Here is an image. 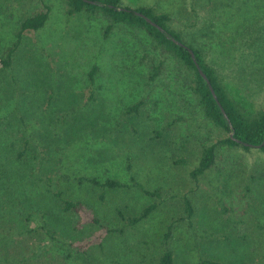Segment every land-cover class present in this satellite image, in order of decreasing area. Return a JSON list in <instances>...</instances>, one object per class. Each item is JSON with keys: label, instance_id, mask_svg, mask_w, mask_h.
Masks as SVG:
<instances>
[{"label": "rangeland", "instance_id": "rangeland-1", "mask_svg": "<svg viewBox=\"0 0 264 264\" xmlns=\"http://www.w3.org/2000/svg\"><path fill=\"white\" fill-rule=\"evenodd\" d=\"M45 1L52 9L46 26L24 33L10 68L0 62V264H151L147 259L162 251L171 222L177 264L208 256L226 264H264V150L220 147L216 166L195 181L190 174L203 147L229 133L205 118L188 88L194 75L155 48L143 30L120 24L104 39L109 21L103 13L68 16L63 0ZM208 2L122 4L170 13L172 26L187 40H196L205 63L234 98L248 112H260L264 91L253 83L260 82L259 75L249 76V53L256 39L264 44V0H228L231 7H223L228 15L219 12L220 20L217 15L215 26L204 30L212 21ZM40 6V0H0V56L15 40L18 20ZM153 65L163 68L156 80L150 79ZM139 101L140 112L127 115V107ZM181 159L187 163H174ZM128 164L139 183L162 188L160 198L137 188L102 190L76 181L112 177L131 185ZM218 171L232 175L234 192L225 199L232 207L231 220L222 213ZM58 190L91 203L104 225L124 233L107 235L103 249L95 246L87 254L67 249L59 240H80L97 228L74 231L76 217L62 210L54 197ZM102 192L106 197L101 201ZM184 196L196 209L191 220L184 219ZM154 202L158 209L134 227H126L117 213L135 216Z\"/></svg>", "mask_w": 264, "mask_h": 264}, {"label": "trees", "instance_id": "trees-1", "mask_svg": "<svg viewBox=\"0 0 264 264\" xmlns=\"http://www.w3.org/2000/svg\"><path fill=\"white\" fill-rule=\"evenodd\" d=\"M122 1L123 0H63V3L65 12L68 16L84 12L88 16L92 17L100 12L103 13L109 21L108 26H106L103 30L104 39H108L114 28L120 24L145 31L154 43L155 48L174 57L184 68L194 75V79L191 80V84L188 86V88L197 97L198 105L203 111L205 118L213 122L214 125L226 130L229 135L226 138L220 139L217 143L205 145L203 147L200 160L197 167L192 170L190 174L191 177L195 181H199L200 178L204 177L208 171L216 166V154L218 148L220 147L234 149L240 146L245 150H249L253 146L260 145L264 140V110L260 112H248L247 109L234 98L231 91H229L227 86L220 79L216 71L205 63L200 49L196 46V40H187L182 32L178 31L172 26L174 19L170 13L158 11L154 7L132 8L130 6L123 5ZM226 1L228 0H209L207 4L211 7L212 21L209 24L210 27L205 29L203 28L204 30H211L215 26L216 21L214 17H216L219 12L220 14L224 13L225 15H228L227 12L229 11L226 10L227 8L223 7H231V2L225 3ZM40 3L41 6L37 10L18 20V28L15 32V40L6 48V51L3 53V55L0 56L2 68L8 69L12 66L14 54L21 45L25 32L39 31L46 26L52 9L45 0H40ZM140 14L150 18L151 21L157 26L149 23L146 18L142 17ZM220 14L218 15V20H220ZM203 29L200 30L202 36H208V32H203ZM250 31L251 28L248 27L246 32L250 33ZM245 35H242L241 38H243ZM178 42L182 43V45H180ZM252 46H254V51L249 53V59L253 66H251L249 76L255 78L257 75H259L260 82H252L254 85L260 84V88L264 91V44H261L260 40L256 39L252 43ZM189 49L195 53L197 62L207 75L208 79L211 81L220 103L222 104L231 123L233 124V137H231L232 130L229 127L227 119L223 115L221 108L214 99L209 85L200 75ZM244 61L246 62L248 59L244 58ZM257 68L258 71H256ZM162 69L163 68L161 65H153L151 68L150 79L156 80L161 74ZM97 71L98 67L95 65L89 72V80L91 85H94L95 83ZM142 105L143 101H139L138 103L127 107L126 114H138L142 108ZM174 122L175 121H173V123ZM156 133V138L163 136L162 132L158 131ZM245 144H248V146ZM26 148L19 152V160L25 156V151H27ZM262 150H264V146L262 147ZM174 163L176 165H185L187 161L181 159L180 161H175ZM127 172L131 181V185L112 177H108L105 180H100L95 176H84L78 177L76 181L78 185L89 183L92 186L102 188V190H116L132 187L137 188L140 192L150 198L161 197L162 188L157 187L150 189L145 187L143 183H139L137 178L132 173L131 164L127 165ZM217 174V179L220 182L219 192L222 213L227 220H231L230 212L232 207L226 204L225 199L232 197L234 192L231 183L232 175L224 174L222 171H218ZM252 178L256 179L254 177ZM63 194V190H58L55 192L54 197L61 203L62 210L65 213H72L75 215L76 218L74 224H72V229L74 231H81L89 225L96 226L97 228V230L94 231L95 233L93 232L94 234L80 239L81 241L69 239L70 241L68 242H61V240H59V243H62L63 246L67 247V249L69 248L72 252L77 254H87L89 249L95 246L99 249H103V242L107 235H122L124 233V230L122 229H112L109 226L104 225L97 213L95 206L91 203H88L82 199L66 198ZM98 197L102 201L106 196L105 193L102 192ZM183 204L184 212L186 213L184 219L191 220L196 209L187 196L183 197ZM158 205V202L151 203L142 209L138 215L130 217L124 216L120 210H117V213L121 219L126 222V227H134L149 218L151 214L158 209ZM31 219L32 215L30 214L26 220L31 221ZM46 231L47 233H52L50 238L51 240L56 241L55 233L49 229ZM214 233L210 231V234ZM172 234L173 224L171 222L165 227L163 239L161 241L163 246L162 251L158 255L147 259L148 262L151 264H177L175 251L170 246V238L172 237ZM60 249L64 252L65 258L70 259V255H67V253L65 254V247H60ZM195 264L226 263L218 258L208 256L201 258Z\"/></svg>", "mask_w": 264, "mask_h": 264}, {"label": "water", "instance_id": "water-1", "mask_svg": "<svg viewBox=\"0 0 264 264\" xmlns=\"http://www.w3.org/2000/svg\"><path fill=\"white\" fill-rule=\"evenodd\" d=\"M91 3H93V2H91ZM140 15H141L142 17H145V16H143L142 14H140ZM145 18H146V20H147L149 23L153 24L154 26H157L155 23H153V22L151 21L150 18H147V17H145ZM159 28H160V27H159ZM178 43H179L180 45H182V43H180V42H178ZM189 51H190V53H191V55H192V57H193V59H194V61H195L196 67H197V69H198L200 75H201L202 78L206 81V83L209 85V88H210V90H211V93H212L214 99H215L216 102L218 103L219 107L221 108V111H222L223 115H224L225 118L227 119V122H228V124H229V127H230V129L232 130V131H231V137H233V136H234L233 124L231 123V121H230V119H229V117H228V115H227L225 109L223 108L222 104L220 103V101H219V99H218V97H217V94H216V92H215V90H214V88H213V86H212V84H211V81L208 79L207 75L204 73V71H203L202 68L200 67L199 63L197 62V60H196V58H195V53H194L191 49H189ZM239 142H241V141H239ZM245 145L248 146V144H245ZM263 146H264V140H263V142H262L260 145L253 146V147H255V148H262Z\"/></svg>", "mask_w": 264, "mask_h": 264}]
</instances>
